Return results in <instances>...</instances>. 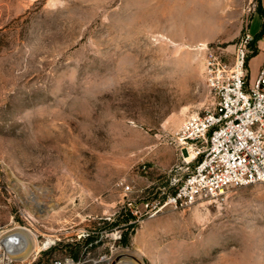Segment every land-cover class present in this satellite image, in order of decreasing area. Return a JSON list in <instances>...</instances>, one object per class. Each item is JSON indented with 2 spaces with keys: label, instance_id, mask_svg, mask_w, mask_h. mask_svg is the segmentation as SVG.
<instances>
[{
  "label": "rangeland",
  "instance_id": "1",
  "mask_svg": "<svg viewBox=\"0 0 264 264\" xmlns=\"http://www.w3.org/2000/svg\"><path fill=\"white\" fill-rule=\"evenodd\" d=\"M206 1L0 0V225L36 246L2 264H264V183L154 208L195 164L175 132L215 103L204 47L264 31V0Z\"/></svg>",
  "mask_w": 264,
  "mask_h": 264
},
{
  "label": "built area",
  "instance_id": "2",
  "mask_svg": "<svg viewBox=\"0 0 264 264\" xmlns=\"http://www.w3.org/2000/svg\"><path fill=\"white\" fill-rule=\"evenodd\" d=\"M204 52L205 80L215 103L212 110L187 116L175 132L172 142L192 153L195 164L154 208L185 209L200 200H220L230 188L264 183V59L257 75L247 77L249 60L264 55V31L246 33L232 58L219 47L205 46ZM7 235L0 225V264L12 260ZM51 264L79 262L66 257Z\"/></svg>",
  "mask_w": 264,
  "mask_h": 264
},
{
  "label": "bare ground",
  "instance_id": "3",
  "mask_svg": "<svg viewBox=\"0 0 264 264\" xmlns=\"http://www.w3.org/2000/svg\"><path fill=\"white\" fill-rule=\"evenodd\" d=\"M234 2L235 0H216L215 10L217 13H220V10L228 11L227 8ZM208 3L210 4V1H208ZM191 156L193 158V155ZM30 237L31 236L28 233H24L23 230H18L17 232L7 235L6 239L8 240L7 244L10 255L24 258L35 250L36 246L33 245V239Z\"/></svg>",
  "mask_w": 264,
  "mask_h": 264
},
{
  "label": "trees",
  "instance_id": "4",
  "mask_svg": "<svg viewBox=\"0 0 264 264\" xmlns=\"http://www.w3.org/2000/svg\"><path fill=\"white\" fill-rule=\"evenodd\" d=\"M258 9H259V12H262V11H263V8H262L261 5H259ZM261 32H262V31H261ZM261 32H260V33H261ZM256 53H257V52H256ZM256 53H255V55H256Z\"/></svg>",
  "mask_w": 264,
  "mask_h": 264
},
{
  "label": "crops",
  "instance_id": "5",
  "mask_svg": "<svg viewBox=\"0 0 264 264\" xmlns=\"http://www.w3.org/2000/svg\"><path fill=\"white\" fill-rule=\"evenodd\" d=\"M254 57H256V56H254ZM254 57H253V58H254ZM253 58H252V59H253ZM252 59L250 60V63H249V65L251 64V61H252Z\"/></svg>",
  "mask_w": 264,
  "mask_h": 264
}]
</instances>
